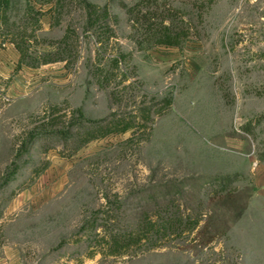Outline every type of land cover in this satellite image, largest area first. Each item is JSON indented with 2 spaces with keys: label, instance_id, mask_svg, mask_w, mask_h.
I'll return each instance as SVG.
<instances>
[{
  "label": "rangeland",
  "instance_id": "rangeland-1",
  "mask_svg": "<svg viewBox=\"0 0 264 264\" xmlns=\"http://www.w3.org/2000/svg\"><path fill=\"white\" fill-rule=\"evenodd\" d=\"M86 1L109 25L86 29L84 0L41 19L68 62L19 65L0 35V264H264V0ZM140 9L181 43L145 39ZM168 187L197 227L109 253L105 218L128 235Z\"/></svg>",
  "mask_w": 264,
  "mask_h": 264
},
{
  "label": "trees",
  "instance_id": "trees-1",
  "mask_svg": "<svg viewBox=\"0 0 264 264\" xmlns=\"http://www.w3.org/2000/svg\"><path fill=\"white\" fill-rule=\"evenodd\" d=\"M208 5L216 0H204ZM62 0H26L24 7L25 18L33 20L32 27L17 22L12 18V13L15 9L14 0H0V35H4L3 41L9 40L15 44L20 51L19 65L27 64L29 66L37 67L41 64L63 60L68 62V56L63 54L62 43L64 38L59 41L56 56H52L46 51L38 49L36 44L39 42L38 31L41 29V19L46 13L56 11L61 7ZM84 8L86 10V29L92 30L97 26L99 21H107L105 24L109 25L108 20L111 18L110 11L107 7L99 8L98 5L84 0ZM140 7V6H139ZM166 17L158 20L157 15L152 11L139 10V15L135 20L140 23L143 28V36L145 39L154 44L179 45L181 43L180 36L173 34L170 25L164 24ZM116 66L119 65V60H116ZM80 116H84L82 110L78 108ZM131 123V122H130ZM123 124L117 131L125 132L131 124ZM250 124L245 125L247 130H251ZM102 128V126H99ZM113 130L108 128L100 134L90 135L86 142L99 136H105ZM220 183L218 191H225L234 180L233 176H216L213 177ZM211 178H204L202 184L204 185ZM172 188L168 187L160 190L153 197H158L159 193L163 198H167L165 203H155L153 208L147 206L143 215L138 217L135 221V228L128 235L120 236V233L113 230L116 220L111 222V217L108 215L105 218L102 227L105 230L102 239L109 249L111 254H121L123 249H128L133 245L142 243L143 241H151L152 245H158L159 239L173 234H182L186 230H194L199 224V218L192 219L191 214H184L180 210L179 205L173 204L170 198ZM178 211V213H177Z\"/></svg>",
  "mask_w": 264,
  "mask_h": 264
}]
</instances>
